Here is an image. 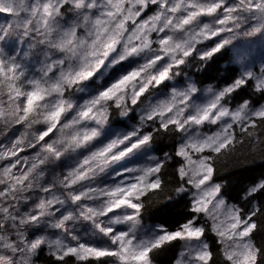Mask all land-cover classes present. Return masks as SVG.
Wrapping results in <instances>:
<instances>
[{
	"label": "snow or ice",
	"instance_id": "1",
	"mask_svg": "<svg viewBox=\"0 0 264 264\" xmlns=\"http://www.w3.org/2000/svg\"><path fill=\"white\" fill-rule=\"evenodd\" d=\"M99 2L100 10L97 11L94 0H87L83 15L85 22L91 19L96 33V39L88 45L93 50L117 18L122 19L113 31L124 29L131 20L142 29L163 21L165 27L160 29L163 39L158 41L162 52L175 54L195 42L204 49V59H214L226 51L229 45L226 37L245 19L249 21L247 26L251 32L264 35V0ZM153 6L152 14L145 16ZM82 7L83 0L72 3L69 0H0V17L6 19L0 24V37H3L0 40V90L6 88L8 96L7 106L0 98V120L7 112L16 120L15 126L24 129L25 122L51 95L65 94L62 84L73 83L71 68L57 75L55 65L47 82L31 76L26 67L18 63L14 49L4 47L7 33L20 19L31 27L37 17L40 19L36 23L48 29L69 9ZM172 25L178 32L192 25L197 27L187 33L186 39L174 41L167 35ZM68 34L73 38L78 35L75 28L68 29L65 35ZM173 43L174 48L168 47ZM116 44V36L111 35L103 47L107 50ZM89 55L97 53L90 51ZM183 55H193V51H183ZM165 60L166 56L153 57L142 68L132 67L131 60L125 61L120 67L127 74L111 83L106 81L102 91L78 105L76 114L82 121L91 117L98 123L103 113H95V107L111 101L144 70L163 64ZM234 62L240 67L227 68L229 75L224 77L222 85L210 86L203 98L195 85H189L185 90L173 92L170 100H162L141 117L148 125L160 117H169L156 127L163 132L171 128L180 137L174 153L163 159L153 155L150 145L154 134L146 127L115 139V134L110 137L107 133L97 139V128L90 126L85 129L83 139L85 143L93 142L92 147L81 151L75 162L61 160L67 168L63 179L67 195L45 189L52 193L50 198L39 199L32 204L31 211L23 214L19 213V203L12 194L18 188L28 187L31 191L29 181L34 172L37 167L41 171L44 168L38 155L41 145L45 146V152L61 159L53 137L56 129L72 117H65L66 109L60 102L54 111L44 113V123L48 127L40 130L38 142L26 146L27 133L21 131L18 137L0 148V165H3L0 166V185L5 186L0 189V264H36V258L45 251L55 264H71L72 259L77 264H157L158 256L176 247L179 251L173 264H215L206 238L209 230L221 246L224 264H264V244L258 245L254 236L257 231L264 232V178L254 181L245 190L248 209L229 204L222 195V185L214 180L219 162L244 152L264 156V103L248 99L235 106L229 105L231 99L249 90L264 98V67L257 74L239 53ZM126 65L131 67L126 68ZM86 74L90 75L83 70L76 73L81 77ZM168 75V68H165L153 80L164 86ZM21 81L26 82L27 90L20 86ZM148 91L145 88L138 93L141 103ZM189 104L190 108L184 107ZM177 105L180 111L173 116ZM189 125L193 127L184 135ZM28 149H36V154L22 159L21 153ZM173 158L178 159L174 172L181 182L176 192L191 197V216L170 227L167 222L149 221L146 206L167 190L166 165ZM201 218L210 224H201ZM29 229L39 234H29Z\"/></svg>",
	"mask_w": 264,
	"mask_h": 264
},
{
	"label": "clouds",
	"instance_id": "2",
	"mask_svg": "<svg viewBox=\"0 0 264 264\" xmlns=\"http://www.w3.org/2000/svg\"><path fill=\"white\" fill-rule=\"evenodd\" d=\"M72 2L73 0H69V3ZM94 2L96 3V10L99 11V0H94ZM85 9H87V0H83L82 8L69 9L73 14L72 19L66 20L65 16H61L55 26L50 25L48 29H45L42 24L36 23V20L40 19L39 17L33 20L31 27H27L22 19H20L14 28L7 33L8 38L4 41L5 48H9L13 41L18 43V47L14 49L15 54L18 56V63L24 65L31 76H36L47 82L53 65L56 66L57 75H59L61 70L67 73L69 68H71L72 72L73 83L62 84L65 94L51 95L25 122L23 131L27 133L26 146H30L33 142H38L37 137L41 129L37 126L42 125L43 129L48 127L44 123V113L54 111L58 103H63L66 109L65 117H72V119H66L56 129V134L53 137L57 151L62 154L61 159H57L55 155L45 152L43 150L44 145H41L38 153L39 159L43 162L44 166H51V168L56 169L52 172L51 186L42 185L43 179L51 169L43 168L41 171L37 167L32 179L29 181L31 191L39 189L44 193H48L45 189L52 191L54 188H58L63 189L65 195H67L63 183L64 175L58 169L59 163L61 160H66L70 163L75 162L81 151H86L92 147L93 142L85 143L83 139L86 128L90 126L96 127L98 130L97 139L102 138L112 127L114 111L118 118L126 120L131 124L132 130L151 126L154 139H159L165 134L172 136L175 134L173 129L169 128L167 132H163L156 127V124L162 121L166 122L169 117H160L151 125H148L146 121H142L141 117L154 106L159 105L162 100H170L173 92L185 90L189 85H195L197 92L201 93L202 98L208 94L207 90L212 86L211 84H206L201 88L197 83L196 74L203 75L209 64L213 61L211 57L207 59L203 58L204 49L200 48L198 44L195 42L189 43L187 49L177 51L175 54H166L160 50L158 41L163 39L160 31L161 28L165 27L163 21L153 22L147 29H142L140 24H135V21L131 20L124 29L113 31L116 24L122 19L117 18L109 33L101 38V42L97 44L96 48L94 50L90 49L88 45L96 39V33L91 19L87 22L83 19ZM140 11H145V9H140ZM88 14L91 16V10H89ZM141 24H143V21H141ZM248 24L249 21L247 19L243 20L239 28L226 37L229 39L228 49L235 52L237 48L241 47V45L235 44L237 40L245 41L244 47L258 46L260 48L259 56L262 61L261 67H264V35L251 32L247 26ZM196 27V25H192L183 32H178L175 30V26L172 25L168 27L167 35L171 36L174 41L184 40L187 38V33L195 31ZM71 28H75L78 33L75 38L71 34L65 35V32ZM111 35L116 36L117 44L111 49L106 50L103 45ZM250 38L258 39L251 40ZM0 40H3V37H0ZM21 47L23 51H21ZM168 47L174 48L175 44H170ZM133 49H135L134 53L132 52ZM196 49H199V51H194ZM90 51H95L97 55H89ZM106 51L108 54H105ZM183 51H193V55L185 56L183 55ZM157 56H166L165 63L147 68L139 77L130 82L124 89H121L111 101L103 102L95 107V113H103L98 123L94 122L91 117H89L88 121H82L76 114L79 111L78 105L90 100L94 94L102 91L106 87V81L111 83L127 74L125 69L120 67L122 63L131 60L132 67L142 68L149 60ZM30 65L34 68V71H30ZM165 68H168L169 71L166 82L171 83L173 87L161 97L156 91L157 89H161V85L155 83L153 77H158L159 73ZM227 68L228 63H222L219 75H225ZM81 70L85 73H90V75L77 76L76 73ZM181 78L183 79V84L178 85L177 81ZM20 86L27 90L26 82L21 81ZM145 88L149 91L145 93L146 98L141 103V97L138 96V93ZM81 95L85 97L83 102L78 100V97ZM0 98L3 99L7 106L8 96L6 88L0 90ZM247 100L245 99L244 101ZM13 103L15 104V102ZM184 107L190 108L191 105H185ZM134 110L138 116L137 123H132L128 119ZM179 111L180 105H177L173 116H176ZM15 124L16 120L8 116L7 112L5 118L0 120V126L4 127L5 133L11 130ZM192 127L189 125L184 135H187ZM127 132L129 131L119 129L115 132L113 139ZM77 136L80 137L79 140L74 139ZM153 142L150 145L151 149L153 148ZM21 171H23V168H21ZM27 192H29L28 187L18 188L12 195L19 202L22 199H28V197L23 195Z\"/></svg>",
	"mask_w": 264,
	"mask_h": 264
},
{
	"label": "trees",
	"instance_id": "3",
	"mask_svg": "<svg viewBox=\"0 0 264 264\" xmlns=\"http://www.w3.org/2000/svg\"><path fill=\"white\" fill-rule=\"evenodd\" d=\"M152 11L153 9H150V13H152ZM225 62L228 63V68L238 69V67L233 64L232 55L229 49H227L213 59L203 75L196 74L198 85L204 87L206 84H211L213 87H220L224 77L229 75L228 73L223 76L219 75L221 71L220 65ZM181 83H183L182 78L177 81V84ZM165 86L170 88L172 84L166 82ZM245 99H251L256 103H264V98L260 97L258 94L253 95L251 90H249L231 99L229 105L235 106ZM133 112L134 114L132 113L129 118L133 121H137L135 110ZM113 117V125L119 126L125 123L116 116L115 111L113 112ZM41 129H43V126H41ZM17 131L20 133L23 131V127L18 126ZM15 137V129H11L5 133L4 127L0 126V145L4 142H10V140ZM179 142L180 138L178 135L173 134L172 136H168L165 134L159 139H154L153 148L157 155L163 159L174 153ZM26 152H32V149H28ZM24 153H21V157L24 156ZM177 163V158L168 161L166 165L167 172L165 174L167 190L161 193L158 199L146 206V217L149 221L157 223L167 222L170 227H174L178 222H182L191 216L189 211L191 197L187 194H178L176 192L177 186L181 183L174 172V166L177 165ZM261 178H264V156L249 152H244L243 154H238L235 157L219 162L216 165V173L214 176L215 182L222 185V195L224 198L228 202L242 206L245 209L249 208L248 201L245 199V190L250 187L254 181ZM253 202L256 203L258 201ZM200 223L205 226L210 224L206 222L204 218H201ZM254 236L258 245L264 244V232L257 231L254 233ZM206 238L214 253L215 264H224L221 246L218 243L217 237L209 230L206 233ZM178 251L179 248L176 247L158 256L156 258L157 264H173L174 256ZM36 264H55V262L45 251L36 258ZM71 264H77V262L72 259Z\"/></svg>",
	"mask_w": 264,
	"mask_h": 264
},
{
	"label": "rangeland",
	"instance_id": "4",
	"mask_svg": "<svg viewBox=\"0 0 264 264\" xmlns=\"http://www.w3.org/2000/svg\"><path fill=\"white\" fill-rule=\"evenodd\" d=\"M153 11H154V6H153ZM152 13L149 14V12H147V14H145V16L147 15H151ZM72 12L71 11H67L65 13V19L68 20V19H72ZM6 22V19L5 18H0V24H3ZM251 40H257L258 38H250ZM246 42L243 41V40H237L235 42L236 45H241V47L237 48V50L235 52H233L231 49H229L231 55H232V58H233V64L236 65L238 68L240 67L239 64L235 63V58H236V55L237 53L241 54L244 61L250 66L251 70L255 71L257 74H259V70L261 68V64H262V61L260 59V56H259V52H260V48L257 46V47H253V46H250V47H244L243 45L245 44ZM16 47H18V43L16 41H13L12 44H10L9 46V50H12V49H15ZM235 47V45H234ZM21 51H23V48L21 47ZM126 68L127 67H131L130 65H126L125 66ZM30 71H34V68L31 67L30 65ZM38 75V74H37ZM183 84V83H181ZM179 85V84H178ZM173 87V85L171 86ZM170 87V88H171ZM170 88H167L165 85L164 86H161V89H157L156 91L159 93V95L162 97ZM203 88V87H201ZM83 99H85V97L83 95L79 96L78 97V100L80 102H83ZM134 114V112H132ZM132 115V114H131ZM135 115L137 116L136 112H135ZM129 120L132 121V123H137L138 122V116H137V121H133L131 118H128ZM125 123L123 125H119V126H115L113 125L112 123V127L108 130L107 132V135L108 136H113L115 134V132L119 129H125V130H128V131H131L132 128H131V124L128 123V121L126 120H123ZM18 126L20 125H16V126H13L11 129H15V136L18 137L19 133L17 131L18 129ZM42 126V125H41ZM41 126H37L39 129H41ZM146 130H152V127L151 126H148L146 127ZM9 142H4V143H1L0 145V148H3L4 145L8 144ZM152 153L155 154L156 156L157 153L154 151V148H152ZM36 154V149H32V152H25L24 153V156H28V157H32ZM23 156V157H24ZM159 157V156H158ZM22 158V157H21ZM0 166H3V165H0ZM45 169H51V171H48V174L45 176V178L43 179L42 181V185L43 186H51L52 184V172L55 171L56 169L54 168H51V166H44ZM58 169L60 170V172L62 173V175L66 174V171H67V168L65 167V163L63 161H61L58 165ZM21 170V169H20ZM5 186L4 185H0V189H3ZM52 193H55L57 195H63L64 193V190L63 189H58V188H54L52 190ZM52 193H44L42 191H40L39 189H36V190H33V191H29L27 193H24L23 195L28 197V199L24 200H20L18 203H19V213L20 214H23L26 210L27 211H31V206L34 202H37L39 199L41 198H50V196L52 195ZM224 197V196H223ZM225 199V198H224ZM226 200V199H225ZM229 204H232L230 202H228ZM205 220V219H204ZM206 222L210 223L209 221L205 220ZM29 234H39V233H36V230L35 229H29ZM208 242V241H207Z\"/></svg>",
	"mask_w": 264,
	"mask_h": 264
},
{
	"label": "water",
	"instance_id": "5",
	"mask_svg": "<svg viewBox=\"0 0 264 264\" xmlns=\"http://www.w3.org/2000/svg\"><path fill=\"white\" fill-rule=\"evenodd\" d=\"M148 12V11H147ZM147 12L145 14H147Z\"/></svg>",
	"mask_w": 264,
	"mask_h": 264
}]
</instances>
